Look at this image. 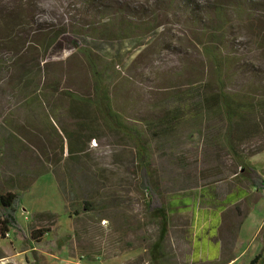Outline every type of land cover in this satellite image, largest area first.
I'll list each match as a JSON object with an SVG mask.
<instances>
[{
    "label": "rangeland",
    "instance_id": "374dc122",
    "mask_svg": "<svg viewBox=\"0 0 264 264\" xmlns=\"http://www.w3.org/2000/svg\"><path fill=\"white\" fill-rule=\"evenodd\" d=\"M188 1L192 8L204 10L219 3ZM167 2H0L9 14L20 17L19 22L31 23V31L60 37L47 55L35 51L22 55L40 62V87L57 90L40 107L16 95L14 69L0 75V193L29 185L21 193L17 221L29 236L36 230H50L40 242H26L11 229L0 239V264H147L148 251L158 239L161 226L147 211L149 199L141 189L134 143L107 126L93 107L74 103L69 96L95 98L81 48L92 51L113 79L112 107L142 136L149 154V180L166 210H171L173 200L190 202L186 211L169 215L163 247L169 264H191L186 259L193 228L203 225V212L224 205L221 200L233 191L241 172L237 159L216 139L224 135V121L192 117L196 94L211 82L213 67L190 16L168 8ZM253 2L250 15L232 16L234 26L221 49L234 60L224 77L226 91H253L255 101L264 99V0ZM129 8H138L145 31L126 40L104 37L100 31L108 19ZM4 46L0 58L9 63L13 57ZM28 47H37L33 36ZM82 111L87 126L81 131L77 124L83 121ZM172 114L177 117L170 131H165L162 121ZM65 132L82 137V153L68 154ZM237 152L264 177V127ZM242 182L249 190L247 182ZM257 194L253 203L262 197L256 212L245 221L240 247L252 242L264 219V192ZM224 217L221 232L228 228ZM263 238L261 234L257 240L261 245Z\"/></svg>",
    "mask_w": 264,
    "mask_h": 264
},
{
    "label": "trees",
    "instance_id": "16d2710c",
    "mask_svg": "<svg viewBox=\"0 0 264 264\" xmlns=\"http://www.w3.org/2000/svg\"><path fill=\"white\" fill-rule=\"evenodd\" d=\"M2 1L0 0V2ZM218 1L219 3L211 4L206 10L192 8L188 0H168L167 2L168 8L181 9L180 12L182 14L190 16L193 26L200 31V37L202 38L200 46L213 67L211 82L202 88V92L196 94L198 101L193 105L192 117L194 120H198L208 116L224 121V135H219V138L216 139L220 140L223 147L227 148L237 159L241 179L247 182L254 190L264 191V177L254 168L247 165L243 156L237 152L238 147L243 146L247 141H252L254 136L264 127V114L262 113L264 112V99L254 101L253 91L244 94H233L226 91L227 87L225 86L224 77L234 60L225 57L221 49V47H224L226 34L234 26L232 16L250 15L249 13L254 11V2L253 0ZM0 8V32L4 35L3 38H0V47L2 44L5 45V53L13 57L9 63L4 62L3 58H0V75H3L9 69H14L16 73L14 78L16 95L25 101H30V104L40 107L44 101H48L53 95L55 96L57 90L54 91L52 87L51 90L44 86L40 87V62H37L32 57L22 58V55L24 53H33L32 51L39 55H47L51 48L58 43L60 37L58 34L51 35L45 31H31L30 29L33 28L31 23L19 22L20 17L9 14L5 10L6 7L0 6ZM140 15L138 8L120 10L113 16L111 21L108 19L109 24L103 26L100 33L106 38L130 39L135 33L145 31ZM15 18H18L17 21L14 20ZM153 27L156 29L155 26L151 28L153 29ZM96 31L98 32V30ZM31 36L35 39L37 47L25 48ZM80 52L83 54L92 75L95 98L92 100L73 94H69V96L74 103L84 107H93L107 126L117 132L128 135L134 143L139 160L141 189L149 199L147 211L154 220L159 221L161 226L158 239L149 249V264H169V258L163 247L168 233L169 215L177 208L186 211L190 206V202L187 200H173L170 203L171 210H166L161 197L156 189L152 187L149 180V154L142 136L135 129L129 128L124 118L112 107L109 90L113 79L104 66L100 67L92 51L81 48ZM246 71L249 72V70ZM82 112L79 118L83 121L77 124V129L81 131L85 130L87 126V117L84 111ZM172 115L169 118L165 116L162 121L165 131H170L177 117L174 114ZM254 117L257 119L255 124L253 123ZM65 134L68 141V154L77 155L82 153L85 145L83 140L81 142L82 137L79 134L72 135L67 132ZM18 181L15 180L14 182L18 184ZM28 187L29 185L18 189L16 192L9 187L6 193H0V239H5L9 231L13 229L26 242H40L50 232L49 229H40L29 236L17 221L16 214L21 206L20 196ZM218 209V212H220L224 208L221 206ZM212 226V228H217L219 220H215ZM262 234L264 236V225ZM261 242L263 243L262 252L250 264H258L263 258L264 238ZM202 245L204 247L205 243ZM196 246L198 249V243Z\"/></svg>",
    "mask_w": 264,
    "mask_h": 264
},
{
    "label": "crops",
    "instance_id": "0c3cea01",
    "mask_svg": "<svg viewBox=\"0 0 264 264\" xmlns=\"http://www.w3.org/2000/svg\"><path fill=\"white\" fill-rule=\"evenodd\" d=\"M252 158L250 159V164L253 166L254 161H252ZM235 176L238 177V175ZM241 183H243L241 179L235 181L233 183V191L229 192L221 200V202L225 203L222 205V208H224L222 211L218 212V207H221L219 205L215 209L203 212L205 216L203 225L199 228H193L194 232L191 233L192 246L186 259L191 264H250L262 252L263 243L261 242V245L257 240L262 234L264 219L259 222V227L255 232L252 242L248 246L240 247L238 244L245 221L256 212V203L262 197L258 196L259 199L253 203V194L264 192L254 190L250 186L249 190H246L242 187ZM250 201L251 203L249 204ZM178 211L182 212L183 210L177 208V210H173L172 214ZM222 217L225 218V225L227 224L228 226L224 232H221L223 226ZM215 220H219V226L212 228ZM221 235L225 237L222 239L220 238ZM197 243L199 245L198 249L196 246ZM203 243H205L204 247L202 245ZM132 261L133 259L130 262ZM147 264H149V258ZM258 264H264V252L263 258Z\"/></svg>",
    "mask_w": 264,
    "mask_h": 264
}]
</instances>
